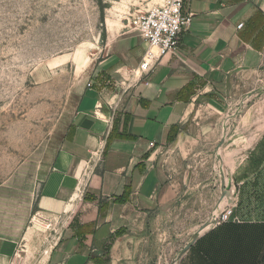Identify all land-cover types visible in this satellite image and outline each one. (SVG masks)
<instances>
[{
  "label": "crops",
  "instance_id": "0c3cea01",
  "mask_svg": "<svg viewBox=\"0 0 264 264\" xmlns=\"http://www.w3.org/2000/svg\"><path fill=\"white\" fill-rule=\"evenodd\" d=\"M184 12L194 17L178 48L149 73L138 69L147 41L127 23L109 33L96 83L76 98L52 153L24 159L0 180V264L17 253L32 264L125 263L171 193L162 150L229 118L238 121L233 137H245L233 144L250 152V173L264 168L255 161L263 118L252 106L231 112L264 92V0H185ZM49 233L52 245L37 256ZM182 259L264 264V219L209 227Z\"/></svg>",
  "mask_w": 264,
  "mask_h": 264
},
{
  "label": "rangeland",
  "instance_id": "374dc122",
  "mask_svg": "<svg viewBox=\"0 0 264 264\" xmlns=\"http://www.w3.org/2000/svg\"><path fill=\"white\" fill-rule=\"evenodd\" d=\"M132 1L0 0V180L24 159L52 153L76 98L96 83L108 35L128 22ZM250 106L264 120V92L231 112L242 115ZM236 122L229 118L198 141L162 150L171 193L131 242L134 256L122 264H185L181 252L225 209L234 213L221 223L264 219V168L252 175L250 152L235 151L245 141L233 137ZM260 125L264 130V121ZM50 233L37 256L52 245ZM32 260L17 257L18 264Z\"/></svg>",
  "mask_w": 264,
  "mask_h": 264
},
{
  "label": "built area",
  "instance_id": "2783aa9c",
  "mask_svg": "<svg viewBox=\"0 0 264 264\" xmlns=\"http://www.w3.org/2000/svg\"><path fill=\"white\" fill-rule=\"evenodd\" d=\"M133 0L127 26L148 43L139 70L143 73L152 71L162 58L174 52L180 43L182 32L191 24L193 13L184 12L185 0ZM146 2V3H145ZM152 2V4H150ZM243 23L238 27H242ZM91 86V83L88 84ZM233 208L225 209L216 219L218 223L229 221ZM215 221V222H217ZM14 257L9 264H18Z\"/></svg>",
  "mask_w": 264,
  "mask_h": 264
},
{
  "label": "bare ground",
  "instance_id": "6f19581e",
  "mask_svg": "<svg viewBox=\"0 0 264 264\" xmlns=\"http://www.w3.org/2000/svg\"><path fill=\"white\" fill-rule=\"evenodd\" d=\"M125 71V70H124ZM126 73V72H125ZM126 75V74H125ZM259 126H261V125H259ZM258 126V127H259ZM241 154V153H240ZM224 159V158H223ZM230 159V158H229ZM232 159V158H231ZM229 163V162H228ZM235 163V162H234ZM232 167V166H231ZM232 172V171H231ZM233 173V172H232ZM222 207H224V203L222 204ZM221 209V208H220ZM224 211V210H223ZM213 221H215L216 220V218L215 217H213V219H212ZM213 221H211L209 224H207L206 226H205V228H202L201 230H199L196 234H195V236L193 237V239H192V241H194V239L196 238V237H199L200 236V234L203 232V231H205L206 229H208L212 224H213ZM207 223V222H206ZM47 227V226H46ZM177 259V258H176Z\"/></svg>",
  "mask_w": 264,
  "mask_h": 264
},
{
  "label": "trees",
  "instance_id": "16d2710c",
  "mask_svg": "<svg viewBox=\"0 0 264 264\" xmlns=\"http://www.w3.org/2000/svg\"><path fill=\"white\" fill-rule=\"evenodd\" d=\"M260 145H261V149L262 150H261V152L259 153V155L257 156V158L255 160L257 165H260L262 163V161L264 160V139L260 142ZM256 168H258V167H256Z\"/></svg>",
  "mask_w": 264,
  "mask_h": 264
},
{
  "label": "water",
  "instance_id": "95a60500",
  "mask_svg": "<svg viewBox=\"0 0 264 264\" xmlns=\"http://www.w3.org/2000/svg\"><path fill=\"white\" fill-rule=\"evenodd\" d=\"M204 228H205V227H204ZM197 238H198V237H196V238L194 239V241L191 240V241L188 243V245L185 247V250L181 252V254H180L181 256H183L184 253H185V252H186V251H187V250H188V249L194 244V242L197 240ZM192 239H193V238H192Z\"/></svg>",
  "mask_w": 264,
  "mask_h": 264
}]
</instances>
